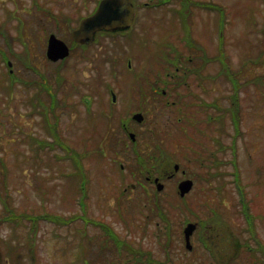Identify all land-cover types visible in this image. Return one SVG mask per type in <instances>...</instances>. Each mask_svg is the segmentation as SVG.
<instances>
[{
    "label": "rangeland",
    "instance_id": "374dc122",
    "mask_svg": "<svg viewBox=\"0 0 264 264\" xmlns=\"http://www.w3.org/2000/svg\"><path fill=\"white\" fill-rule=\"evenodd\" d=\"M202 1L207 3L209 0ZM210 2L218 4L214 8L215 13H209L206 16L205 10L200 12L196 10L194 16H191V12L189 13L188 20H193L199 24V16L210 18L212 14H216L219 24L220 19L224 20L223 25L219 27L220 37L218 41L220 42V49L223 48L219 61L220 68H216L213 59L209 57V60L205 61L203 70L194 72L197 77L187 72H177L173 68L167 76L174 74V77L185 80L186 83L179 89L184 92V98L179 99L175 104H162L156 111L150 104L151 106L143 111L144 119L140 123L131 120L135 122L136 127L138 126L137 147L140 149L149 148L158 141L161 142L158 144L170 150L175 157L181 159L180 161H184L181 156V150L184 148L177 150V146L180 145L174 142L176 138L183 140V130L187 129V133L189 132L188 143L192 145L189 148L191 159L187 161V165L194 171L201 169V163L194 155L196 153L197 155L209 153L210 150L215 149L211 161L217 160L216 158L222 162L226 159L231 160L232 163L236 164L238 175L243 181L260 179L262 176L264 178V85L250 81L254 77L261 76V74L264 75V52L259 53V50L264 48V0H210ZM35 4L34 0H0V22L4 20L6 11L10 10L17 17H20L24 24L19 20L17 25L19 29H15L13 21L7 22L8 20H5V26L11 34L22 30V35L25 38L18 39L15 37V39H11L13 51L9 53L7 52L8 43L4 42L2 38L6 35H0V47L5 49L6 56L9 55L12 61V78L15 82L12 83L11 97L0 88V191L3 192L6 187L2 198L0 197V240H11L12 243L20 245V252L25 257L23 264H76L74 260L75 254L79 252V243L87 248L84 259L88 260L89 264H103L104 262L96 256L99 249L97 247L98 241L91 242L89 240L90 236L93 235L103 237V233L98 232L102 230L100 225H94L91 222L86 223L84 229H86L88 238L80 239L75 236L74 230H79L84 224V221L77 217L82 213L78 199L84 192L79 187L80 180L76 182L68 179L67 174L75 168V160L69 153L72 151L79 153L81 156L80 166L81 164L84 166L90 178L88 191L85 190L86 192L82 196L85 205H87V217H92L104 224L108 223L112 227L113 233L118 235L121 240H124L123 235H126L130 239L141 242L142 237H140L137 225L144 220L145 213L149 211V200L153 195L146 197L144 195L146 189L137 183V181L143 183L144 179H117V175L120 174L118 172L110 175L109 169L111 167L108 166L107 161H110L113 153L106 152L107 156L104 157L95 152L96 146L100 143L119 148H123L127 144L128 147L125 150H128L120 153L119 161L125 162V164H130V160L132 162L134 156L131 151V141L126 135L127 133L125 134L121 129H116V125L122 122L128 124L129 113L132 111L130 105L134 103L125 102V106L130 109L125 108L127 117L122 119L101 115V104H97L95 98H92V105L88 109L83 101L86 96H89L86 81L91 74H94L91 71L92 68H96L94 65L102 63L101 57H99L100 53L97 52L95 55L96 45H90L87 49L77 47L72 56L63 59L61 62L49 61L45 55L48 34L53 32L63 39L66 36V41L69 40V35L65 25L61 28L56 27L54 19L47 22L42 10L37 8ZM47 5L50 6V11L56 12L57 16L63 13L74 16V14L78 15L79 13L85 14L90 10L68 8L61 0L56 5ZM221 8L225 12L224 17H222L223 13H220ZM59 12L63 13L60 14ZM252 15L253 19L248 21ZM206 17L204 18L206 19ZM25 21L28 24H25ZM38 22H41L42 25ZM207 29L211 32L209 46H207L210 56L213 52V24L206 25L204 30ZM174 55L176 56V54ZM186 64L188 63L186 62ZM183 65L185 64L183 63ZM57 69L61 73L60 78L56 73ZM217 69H219V75ZM8 70L6 59L2 58L0 54V74L9 79ZM232 71H236V74L227 76L228 72L232 73ZM199 74H203L204 79H201ZM41 77H45L47 85L53 91L55 90L53 96L62 101L55 109L58 118L57 129L63 137L62 141L72 150L69 148L67 150L65 146L54 142L53 134L50 132L54 114L47 113L46 130L43 125L42 113L34 110L37 106L34 105L37 104L36 99L33 98L35 97L34 94L38 92L41 100L47 104L50 99L48 93L42 90L38 83L27 86L20 81L22 78L27 80V83H29L28 81L36 82L41 80ZM234 77H237L238 83ZM45 78H43L44 81ZM138 79L139 77L135 79L134 76L130 75L123 84V93L128 94L130 91L127 88L133 84L132 80L137 82ZM143 80L141 76V81ZM199 80H203L202 83ZM58 81L62 82L57 84ZM3 82L6 83V80ZM7 82L10 84L12 80L9 79ZM235 92L238 103L233 105L230 97ZM201 96L205 102L209 103L216 98V107L210 105L207 107L209 103H205V107L208 109L203 112L197 102ZM8 98L9 100L6 102L5 100ZM30 98H33L32 104L27 101ZM73 105L75 108L72 107ZM123 106V95L118 96L115 111L121 113L119 109H123ZM139 106L147 105L140 102L136 103L133 108ZM48 121L50 124L47 123ZM108 127L115 129L112 131L113 135L108 134L107 136L106 129ZM205 128L208 131L212 130L208 137L199 132ZM122 139H126L125 144ZM196 148L198 149L197 152ZM3 164L6 166L5 170H3ZM233 171L234 168L230 163L221 166V173L226 177L221 176L219 179H235ZM177 180H165V187L161 191L164 194H160L159 197H179L178 194L175 195ZM193 181V187L184 196L186 202L191 203L200 213V216L208 215L210 210L206 206L200 205V181L197 179H193ZM131 183H135L134 190L131 189ZM126 185L128 187L127 193H122V188ZM229 186L227 200L222 205L218 203L215 197L209 201L212 206L222 211L228 225L239 224V227L233 228V230L238 232L241 240L253 242L248 230L245 231L246 233L240 234L239 228L244 231L246 227L245 220L242 214L233 211L234 208H240V204L237 206L233 204L234 201H241L240 194L234 188V182ZM147 189L148 192L155 190L153 186H147ZM234 189L235 191H233ZM6 193L7 197H5ZM244 197H246L245 193ZM4 200L6 201L4 202ZM6 204L15 213H25V216H22L15 223V226L8 224L3 219L2 215L7 214L4 209ZM257 207L260 208V205ZM123 212L124 217L122 216ZM211 213L215 212L211 210ZM174 214L176 217H172L178 221L174 232L175 240H183L179 221L184 216L180 215V212ZM39 216V220L34 222L33 218ZM57 216H59V223ZM259 216H264V203L255 222L258 225V238L264 250V222L259 220ZM61 219L64 220L63 223H60ZM155 223L156 221L151 220L152 227L155 226ZM34 224L37 226V232L35 235H30L28 230ZM128 226L130 230L126 229ZM13 230H15V236L12 235ZM157 234V232H153L151 237L144 239V245L146 244L152 250L156 249L159 246ZM251 238L254 237L251 236ZM93 240L96 239L93 238ZM1 242L3 241H0V254L3 256L7 247L6 243ZM261 244L258 249L259 253L263 254L260 250ZM72 246L74 248L69 251ZM161 248L162 252L160 251L161 253L158 254L167 255L169 246L163 244ZM170 248L174 257L179 256L176 258L177 264H215L206 256V253L201 259L188 256L184 245L180 248V254L179 246L175 242L174 246L171 245ZM102 250L101 257L105 256V249ZM153 253L150 252V257L161 264L160 256ZM243 254L245 255V253ZM112 255L113 253L106 255V257ZM2 263L3 261H0V264Z\"/></svg>",
    "mask_w": 264,
    "mask_h": 264
},
{
    "label": "flooded vegetation",
    "instance_id": "af4514ba",
    "mask_svg": "<svg viewBox=\"0 0 264 264\" xmlns=\"http://www.w3.org/2000/svg\"><path fill=\"white\" fill-rule=\"evenodd\" d=\"M61 1L64 2L68 8H85L90 10L85 14L79 13L78 15L74 14V16L59 12L60 14H63L57 16L56 12L50 11V6L47 4L56 5L57 2L60 3V0H34L36 7L42 10L43 14L45 15L44 18L47 22L50 21V19H54L56 27L61 28L64 25L66 26L69 40L66 41L65 35L64 39L62 37L59 38L63 39L69 47V57L72 56L74 49L77 47L80 49H87L93 44H95L97 47L95 55L97 52L100 53L99 57H101L102 63L94 65L96 68L91 69L92 73L94 72V74H91L90 78L88 79L89 81H86V89L87 93L89 92V96H86L83 101L87 105V108L90 109L92 105V98H95L97 104H101V115L107 116L108 118H112L114 116V118L118 117L117 119H122L123 117H127V114H125V108L130 109L125 106V102L134 103L133 105H130L132 107V111L129 113L130 120H128V124L126 122H122L116 125V129H121V131H123L125 134L127 133L126 135L131 141V151L133 152L134 156L132 162L130 160V164H125V162L119 161V158H121L120 153L128 150H125V148L128 147V145L125 144L126 139H122V142L125 144L124 147L122 146L123 148H119L114 145L107 146L106 143H100L96 146L97 149L95 152H97L99 156L104 157L107 156L106 152H110L109 154L113 153L110 157V161H107L108 166L110 165L111 167L109 169L110 175L112 173L117 174L118 172V174H120L119 176L117 175V179H140V176L138 175L140 170L137 169V166L140 164V161L137 159L139 156L138 152L139 150L144 151L152 148L155 145L153 144L151 147L145 149H140L137 147L138 143L136 142V137L138 136L139 131L135 122L131 121H136L133 118V115L139 112L143 115L142 119H144L143 111H146V108L149 106L152 105V108L154 111H156L159 110L162 104H175L179 99L184 98V92L179 89L182 88L180 86L186 83L185 80L174 77V74L167 76L169 75V72L173 70V68L177 72L183 71L187 72L188 74H192L194 77H197L196 73L194 72L198 70L202 71L205 61L209 60V58L213 59V63L216 68H220L218 59V40L220 37L219 19H217L215 16L216 14H212V17L210 18L206 17L209 15V13L211 14L216 12L214 11V8H216L218 4L212 3L210 0L207 1V3H203L204 1L200 0L199 4H193L189 0H130L132 7L134 8V17L131 24L127 28H117L115 30H97L94 35V39L91 42L86 43L75 40L72 31L78 26L83 17L90 15L94 9L97 8L101 0ZM196 10L199 12L201 10H205L207 13V15L204 16L206 19L199 16V24L193 20H188L189 13L191 12V16H194ZM77 18H79L78 21ZM5 20H8L7 22L13 21L15 29L18 28L17 25L19 20L24 24L23 20L20 17H17L16 14L10 10L6 11L5 18L2 22ZM4 23L6 24V21ZM26 23L27 21H25V24ZM38 23L42 25L41 22ZM210 23L213 24V52L212 55L209 56V48H207V46H209V36L211 32L208 29L204 30V27ZM51 33L53 32H50L48 36ZM22 34L23 32L19 30L14 34H11V36L20 39L24 38ZM0 35L2 36V34ZM174 54H176L175 57ZM8 60L11 62L10 57ZM174 62H178V65H175ZM186 62L188 64H186ZM183 63L185 65H183ZM217 72L219 75V69H217ZM175 74L178 75V73ZM130 75L134 76L135 79L139 77V79L137 82L132 80L133 84L127 88V90L130 92L125 94L123 93V84L125 81H127ZM141 76L144 79L143 81H141ZM199 77L204 79L203 74H199ZM199 81L202 83L203 80ZM122 95L125 107L123 106V109H119L121 111L120 113L117 110L115 111L114 108L118 96L121 97ZM140 102L147 106L133 108L136 103ZM197 102L200 109L203 112H206L209 105L216 107L217 99L214 98L213 101L209 103L205 102L204 98L201 96ZM205 103H209L207 107H205ZM136 122L140 123L141 121ZM114 130V128L108 127V129H106L107 136L108 134L113 135L112 131ZM210 131H208L207 128H205V130H199V132L205 134L207 137L208 134L210 135ZM188 133L187 129H184L183 140L181 138L175 139V144H182L177 146V150L182 149V147L184 149L188 147ZM215 151V149H212L209 151V153H201V169H199V172H197V179L201 180V186L199 189L200 194L202 193V196H205L206 193H212V191L217 190V187L221 184L220 181L223 183L222 192L225 193L226 196H228V189L230 188L229 185H231L232 182H234V188H236V182L234 179H219L221 176L223 178L226 177L220 173L221 166H224L228 163L232 164V161L226 159L222 162L219 158H216L217 160L211 161ZM180 160H174L171 165L168 161L167 165L169 167L163 168L161 172H158V170L152 172V170L146 169V175L144 176L146 181L143 184L144 189H146L145 194H159L148 192L147 189L148 185H154L155 179H184L191 177L194 173V170L188 165H185L188 160L182 159L185 162L184 165H180ZM176 163L179 164L177 169L174 168V164ZM159 174L162 175L159 176ZM207 179L211 180L212 185H209ZM256 180L257 179H247L244 181H251L253 184V189L250 188L249 190L248 186H244L246 197H244L242 190H236L240 194V200L242 201V205H240L239 208L242 214H244L242 212L243 207L249 209V212H254V214L257 215H260V211H262L263 203L261 204L260 202H257V200L252 197V194L258 193L260 190L259 182ZM254 181L256 182L254 183ZM130 186L131 189H135L134 183H131ZM208 189H211V191H208ZM233 191H235V189ZM122 193H127V187L123 188ZM161 201L168 205V198H164V200ZM258 205H260V208L257 207ZM148 208L149 211H147L144 215L147 216V218L144 220V222L137 225V229L140 231V237H142L141 242L139 240L130 239L126 237V235H123V237H125L124 240L119 238L112 239L110 237L107 239L102 237L99 240H93L94 235L90 236L89 240L91 242L98 241L97 247H103L105 249V256L100 258V261L104 262L103 264H158L154 258L150 257V252L160 254L162 252L161 247H163V244H167V246H169V252L167 251V255L164 253L161 255L158 254L160 256V263L177 264L176 258L178 255L175 254L176 257H174L171 254L172 249L170 248L171 245L174 246V242L179 246V254L180 248H182V245H184L188 256L201 259L206 253V256L215 264H264V254H260L258 249V246L261 243L260 240H258L255 236L258 234V225L255 223L257 217L249 218L246 216L247 218H244L246 224L244 231L243 229L240 230L239 228L240 234H243L245 231L247 232V230L248 233H250V239H253V242H248L244 239L241 240L238 232L233 230V228L239 227V224H212L207 222V215H201L202 217L199 219L200 223L196 224V228L190 234V245L187 246L183 231H181L183 240H175V230L172 231L171 235H165L164 230L167 229V226L161 224L158 221L156 222L157 224L152 227L149 215H153V218L154 216L157 217L159 210L153 206L152 199ZM122 216H125L124 212L122 213ZM126 229L130 230L129 226ZM159 230L163 231L159 232ZM98 232L102 233V230ZM153 232H157L161 239L159 246L152 250L146 246V244L144 245V239L151 237ZM251 236L254 238H251ZM112 253L113 255L111 257H106V255ZM243 253H245V255ZM4 255L1 256L0 254V261H3L2 264H11V258L7 256L6 253ZM22 259L24 260L25 257Z\"/></svg>",
    "mask_w": 264,
    "mask_h": 264
},
{
    "label": "trees",
    "instance_id": "16d2710c",
    "mask_svg": "<svg viewBox=\"0 0 264 264\" xmlns=\"http://www.w3.org/2000/svg\"><path fill=\"white\" fill-rule=\"evenodd\" d=\"M190 2H192L193 4H199V1L200 0H189ZM222 11H220V13L222 12V17H224V13L223 12V8H221ZM80 17V16H79ZM79 18H77V21H78ZM253 19V15L251 17L248 18V21L249 20H252ZM224 23V20H221L220 19V24L219 25H223ZM6 24L3 22V23H0V34H5L6 36L3 37L4 39V42L6 41V43H8V46H9V50H12L10 49L12 47V41L11 39H15V37H12L11 34L9 33L7 27L5 26ZM29 42V41H28ZM220 42H219V52H218V59L220 61V57H221V50L223 52V48L220 49ZM264 52V48L259 50V53H263ZM0 54H1V57L4 58V59H8L9 58V55L8 57L6 56V53L4 52L3 48H0ZM175 57V55H174ZM21 59H24L23 57H20ZM2 60V59H1ZM20 60V59H19ZM21 61V60H20ZM175 65H178V62H174ZM35 67V66H34ZM228 70V68H227ZM9 73V72H8ZM56 73L58 75V77L60 78L61 76V73L60 71L57 69L56 70ZM236 74V71H232L231 72H228V75L227 76H231V74ZM235 76V75H234ZM6 76L4 75H1L0 74V88H2L3 90H5V92L7 93V95L9 97H11L12 95V92H13V86H12V83L14 82L13 78H12V75L11 73H9V79L12 80V82H10V84L7 82V80H9L8 78H5ZM44 77H42L43 79ZM237 77H234V80H236ZM3 80H6V83L3 82ZM20 81L23 83V84H26L27 86H29L30 84L34 83H38L40 84V87L42 88V90H45L48 95L50 96L49 98V106H47V104H45L38 92H36L34 94L35 98L36 99V103L37 104H34V105H37L34 110L35 111H38L40 113H42L44 119L43 120V125L45 127V129L47 130V127H46V124H45V121L47 120V117L49 112L54 114V121L51 123L50 125V132L53 134V140L55 143L59 144V145H63L67 148L72 150L70 147H68V145H66L62 140H63V137L62 135L60 134V132L58 131L57 129V113L55 111L56 107L59 105L60 101L59 98H56L54 95V91L50 88V86L48 85H45L43 84L44 81L40 80V81H28L29 83H27V80H24L22 78H20ZM250 81H254L255 83H258V84H263L264 85V75L261 74V76H257V77H254L253 79H251ZM26 82V83H25ZM60 82L62 81H58L57 84H59ZM15 83V82H14ZM13 83V84H14ZM46 83V82H44ZM234 83V82H233ZM238 83V81H237ZM42 84V85H41ZM236 89V87H235ZM41 90V89H40ZM33 98H30L29 100H27L29 103H33ZM230 99L233 101V105H236V103H238V99H237V94L236 92L234 94H232V97H230ZM9 100V98L7 100H5L6 102ZM73 108H75L73 106ZM1 111V109H0ZM48 113V114H47ZM236 113L238 114V111H236ZM194 116V115H192ZM236 118V117H235ZM234 118V121L236 122ZM194 122V121H193ZM234 122V124L236 125V123ZM48 124H50V122L48 121L47 122ZM57 142H56V141ZM40 143V142H39ZM158 143H161V142H157L156 144L154 143L155 146H153L152 148H149L147 150H139V156L137 157V159L140 161V164L138 165V168L140 170V173L141 175L146 173V169H150L152 170V172L158 170V172H161V170L163 168H168L169 166L167 165V162L169 161L170 162V165L171 163L174 161V160H179L177 157L174 158L173 156V153L170 151V150H167L166 147L162 146L161 144H158ZM41 145H43V143H40ZM180 145H182L181 143H179ZM192 145H188L187 148L183 149L181 152V156L183 157V159H187L190 161L191 159V156H190V152H189V148L191 147ZM99 149V148H98ZM198 151V149L196 148V152ZM97 153V152H96ZM101 153V152H100ZM195 153V152H193ZM73 158V160H75V168L74 170L70 171V173H68V179L70 180H74V181H79V187L80 189L82 190V196L85 194V190L88 191V186H89V176L88 174L86 173L85 171V168L84 166L81 164L80 166V160H81V156H79V153L75 151H72V153H69ZM195 158H197L199 161L202 160L201 158V153H199L197 155H194ZM184 162V161H183ZM185 163V162H184ZM216 167V166H215ZM232 167L234 168V171H233V176H234V180L236 182V190H242L243 191V195H244V186H248V190L251 188L253 189V184L252 182L248 181V182H244L243 179H240V176L238 175V170H237V166L235 163H232ZM6 169V166L3 164V170ZM221 173V171H220ZM195 174V176H194ZM162 175V174H159V176ZM195 177V179L198 178V173L194 171L192 177ZM76 179V180H75ZM262 179V180H261ZM160 180H166V179H160ZM199 181H201L200 179H197ZM256 181L259 182V187H260V190L258 193H254L252 194V197L255 198L258 202H260L261 204L264 203V178L263 176L260 178V179H257ZM254 181V183L256 182ZM73 182V181H72ZM207 182L209 183V185H212L211 184V180L210 179H207ZM221 184L217 187V190H215L216 192V196L218 197V200H219V203H222V200L224 199L225 197V194L222 192V189H223V183L222 181H220ZM75 183V182H74ZM6 191V187L4 189V191H0V197L2 198V194ZM258 191V190H257ZM176 192V190H175ZM177 193V192H176ZM7 193L5 194V197H7ZM80 197L78 199V203L80 205V209L82 210L81 214L77 217H80L83 221H84V224L79 228V230H74L75 231V236H78L80 239H83V237H85L84 239H86V237L88 238V236H86V229H84L86 227V223H92V224H98L100 225L99 227H101V229L103 230L102 233H103V238L104 239H107V238H113V239H118L120 237L116 236L115 233H113L112 231V227L109 226L108 223H102L101 221H96L94 218L92 217H87V214H86V210H87V205H85V202H84V199L83 197ZM200 205H203V206H206L207 209H209V214L207 215V222L209 223H212V224H228L226 218L223 216V213L222 211L220 210H217L216 208H214L210 201H209V196H210V193H206L205 196H202V194H200ZM171 199V201L169 200ZM161 200H164V199H161ZM160 200V197L155 194V197L154 199L152 200L153 201V206H155L158 210H159V214L157 215V220L163 224V225H166L167 226V229L164 230V234L165 235H171L172 231L176 230V226H177V219L174 220L173 217H176L174 216L175 214L174 213H177V212H180L182 216H184V218L182 220L179 221V225L180 227H182L184 225V223L188 220H193L195 222L200 223L199 219H200V213H198L197 209H195V207L191 204V203H188L186 202V198L183 196V197H175V198H172V197H168V202L169 204L166 205L164 202H162ZM6 200H4L5 202ZM238 202V203H237ZM237 202H233V204L235 206H237L238 204L242 205V201H237ZM4 209L7 211V214H4L2 215L3 216V219L5 221L8 222V224L15 226V223L17 221H19V219L22 217V216H25V213H15L14 211L10 210L8 208V204L5 205ZM211 210H213L215 213H211ZM249 209L247 208H244L243 207V210L242 212L244 214H242L238 208H234L233 211L236 212L238 214H242L244 216V218L246 219L248 216L249 218H254V217H257L258 219V215L257 214H254V212H249L248 211ZM45 216V215H44ZM43 216V217H44ZM48 216V215H47ZM173 216V217H172ZM40 216L39 217H36V218H33V221H37L39 220ZM67 220H69L67 217H66ZM0 220H1V217H0ZM59 216H57V222L59 223ZM259 220L262 222H264V216H259ZM177 221V222H176ZM64 220H60V223H63ZM264 224V223H263ZM163 230H159V232H161ZM29 234H33L35 235L36 232H37V226L36 224H34V226L30 227L29 230H28ZM259 234V233H258ZM258 234H256V238L259 240L258 238ZM13 236L16 235L15 233V230H13ZM166 237V236H165ZM94 239L96 240H99L101 239L102 237H98L97 235L93 237ZM157 239H158V242L160 243V235L157 234ZM0 241H3L4 243H6V247H7V256H9L11 258V264H23L22 262V254L20 252V245L19 244H14L11 242V240H8L6 241V239H1ZM1 242V243H3ZM29 244L31 245V242L29 241ZM85 248L86 246H84L82 244V247H81V250L84 252L85 251ZM259 248V246H258ZM87 249V248H86ZM104 249L103 247H99L98 251L96 252V256L98 259L101 258V255H102V252ZM261 252L264 254V250L262 248V244H261V248H260ZM83 252L81 254H79V256L77 255L76 259H75V262L76 264H79L80 263V259L84 258L83 256ZM81 256V257H80ZM87 263V261H86ZM89 264V263H87Z\"/></svg>",
    "mask_w": 264,
    "mask_h": 264
},
{
    "label": "water",
    "instance_id": "95a60500",
    "mask_svg": "<svg viewBox=\"0 0 264 264\" xmlns=\"http://www.w3.org/2000/svg\"><path fill=\"white\" fill-rule=\"evenodd\" d=\"M134 10L130 0H101L97 8L88 16L81 19L78 26L72 31L73 37L77 41L89 43L94 39L97 30L107 29L115 30L117 28H126L133 20ZM69 54V47L66 42L51 33L47 39L46 56L52 61L66 57ZM11 65V62H8ZM133 117L141 121L142 114L136 113ZM178 168V164L174 165ZM157 182V188L162 187V183ZM192 179H182L178 183L180 195H184L191 187ZM195 224L188 222L184 228L185 238L189 245V235L194 229Z\"/></svg>",
    "mask_w": 264,
    "mask_h": 264
}]
</instances>
